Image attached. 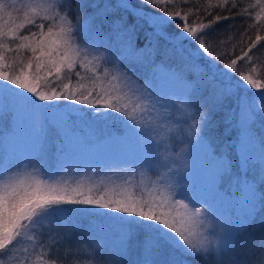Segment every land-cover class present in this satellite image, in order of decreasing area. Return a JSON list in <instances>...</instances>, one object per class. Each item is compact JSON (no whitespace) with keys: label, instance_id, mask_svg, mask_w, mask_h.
<instances>
[{"label":"snow or ice","instance_id":"6c2138e0","mask_svg":"<svg viewBox=\"0 0 264 264\" xmlns=\"http://www.w3.org/2000/svg\"><path fill=\"white\" fill-rule=\"evenodd\" d=\"M138 3L141 7L133 6L130 0H116L115 4L104 0L101 7L99 0L90 3L89 0H76L73 8V0H30L21 6L25 8L21 18L13 16L21 10L16 7V0H0V121L12 116L13 121L18 122L27 110L36 116L53 107L68 109L67 105L51 102L72 101L85 107L70 109L67 117L72 111L91 110L97 118H119L129 132L146 136L147 145L151 146L147 161L139 159L132 164L129 178L114 186L103 182L88 184L83 180L70 182L61 172L47 171L43 167V145H39L34 157L0 170V264H5L6 259L15 264H72L74 260L78 264L82 261L98 264L96 258L99 256L103 260L105 250L110 256L119 258L118 264H128L127 257L134 252L138 253L135 264H182L176 258L177 252L201 264H246L243 258L231 253L257 214L264 211V139L261 140L259 163L247 158L243 163L238 160L245 182L255 185L252 194L237 184L236 205L226 214L216 213L203 201L193 203V196L181 195L182 189L176 190L179 183L171 182L179 172L171 166L175 160L167 162L160 152L161 147L167 152V146L156 139V146L152 148L154 137H161L167 122L174 119L172 113L163 115L168 103L156 94L155 81L151 85L147 80L140 83L130 68L123 67V61H119L122 67L116 68L117 61L109 60L105 53L93 54L99 52L102 44L97 45L94 40L87 46L77 43L78 35L84 38L79 13L86 7L93 8L95 11L88 19L97 35L107 25L109 32L124 33L129 46L138 51L149 50L154 64L156 57H160L164 67L177 69L180 79L186 81L190 89L183 107L194 108L199 113L195 124L190 126L189 140L193 135L198 140L204 139V129L211 120L212 111H202L205 102L219 107L240 87L264 89V85L238 71V61L241 64L245 59L251 61L250 53L257 47L256 41L264 37L257 35L245 46L242 34L240 55L235 52L229 55L221 50L219 42L209 39V31H204L229 16L217 14L209 23L199 22L193 26L190 16L200 19L199 5L178 7L176 0H138ZM145 5L160 14L145 12L142 7ZM218 6L228 12L233 7L238 8L236 14L241 16L247 11L240 6L239 0H231L230 5L229 0H220ZM117 10L126 15L117 17ZM260 11L264 12V5ZM73 12L76 13V26ZM127 14L146 22L153 30L145 34L142 48L136 43V25L128 23ZM26 27L27 34H21ZM169 27L177 31L169 33ZM161 39L165 41L163 48L159 43ZM102 62L112 63L115 70L101 68ZM73 78L75 88L70 83ZM86 80L90 86L85 85ZM254 95L264 100V90ZM196 96L204 97L199 104L194 102ZM237 107L246 113L248 129L254 123L250 117L264 112V104L249 101L246 94L238 98ZM65 135L68 139L67 132ZM168 139L175 146L176 136ZM221 168L220 180L224 181L232 174L231 160ZM252 169H258V174L249 176ZM137 170H141V176L151 173L154 179L149 177L148 183L141 179L139 185H133L130 178ZM220 187L223 189L224 184ZM227 195L231 197L232 194ZM85 216L108 222L106 227L113 236L111 243L105 240L94 245L99 230L89 228L83 240L76 241L73 246V237L80 231L76 222ZM259 245L264 248V237ZM61 246L65 250L64 259L57 255ZM85 248L90 251L81 252ZM30 254H35V261Z\"/></svg>","mask_w":264,"mask_h":264},{"label":"rangeland","instance_id":"374dc122","mask_svg":"<svg viewBox=\"0 0 264 264\" xmlns=\"http://www.w3.org/2000/svg\"><path fill=\"white\" fill-rule=\"evenodd\" d=\"M29 2L30 0H16V7L20 8L21 10L18 13L14 12L13 16H19L22 18L25 8L21 6L26 5ZM90 2L91 0H89V3ZM111 2H114L115 4L116 0H111ZM99 3L102 7L104 0H99ZM94 11L95 10L91 7H86L81 10L79 13V16L81 17L79 23L82 25L81 30H88L89 24L91 23V20L88 18L92 16ZM73 16L76 18L75 12ZM142 23L148 25L144 21H142ZM45 29H47V23ZM32 30L36 31L37 29L33 28ZM27 32L28 27H26L21 32V34H27ZM120 34L122 36L121 42L124 45L125 34ZM125 50L127 55H130V52L132 53V49L129 47V45ZM98 53L99 52H95L93 54L98 55ZM134 55L135 54L132 53V56ZM108 58L109 60H112L110 56H108ZM123 60L126 62V64H128L127 68H130L135 73V76L138 78L140 83H143L145 80H147L151 85L152 82L155 81L156 94L160 95L164 101L168 103V107L166 110H164L163 115L167 116L169 113H172L174 116V119H170L167 122L165 131L162 133L161 137H154L152 148H155L156 146V139H159L163 145L167 146V152L164 151V147L160 148V152L163 157L167 158V162L171 163L173 160H175V163L171 165L174 170L179 169L178 175L173 181H171L172 183H175V181L179 183L176 185V190L180 191L182 189L181 195L183 196H193V203L203 201L207 203L216 213L221 215L226 214L230 208L236 205V196L239 189L237 187L238 180L235 178V176L238 174H234V170L238 165V160L234 159V161H231L232 174L224 178V188L221 189V166L225 164V160L227 163L230 159L225 155V153L223 154L221 152L218 154L220 151H218L217 154L212 153L209 143H211V140H216V129L215 131H212V129H204V139L198 140V137L194 135L191 136L190 140L187 138L192 130L190 126L195 124V119H197L199 116V113H196L194 108L183 107V102L188 97L187 92L189 91V88L185 87V84L178 78H176V82L170 77L169 74L162 72L160 68L158 69L157 67L161 65L160 61H158L157 67H145L140 64L133 63V61L129 58H124ZM8 62L11 63L12 61L9 60ZM109 64H111L109 69H113L112 63L103 62L101 64V68H104V65ZM118 67L119 65L116 63V68ZM140 68L145 72L144 80L139 79ZM25 70H27L26 62ZM258 84L261 85L259 82ZM135 86L138 87V84H135ZM72 87L74 88L75 86L73 85ZM249 89L250 86L243 89L245 94H248V91L253 92L254 90H257ZM236 94L237 91L232 96L235 97ZM248 96L251 95L249 94L247 97ZM248 100L251 101L250 99ZM256 101L260 102L261 99L257 97ZM194 102L199 104L201 101L194 100ZM51 103L54 105H67L68 109H79L82 107L81 105L74 104L72 101H54ZM209 105H212L211 102H205L202 111L212 109L210 113L212 116L214 114V108L213 106ZM228 108H231L232 112L230 115H228L225 125L227 126L228 133H234L236 138L235 149L239 151V160L241 159V163H243L246 158L251 159L255 150L261 145V141L256 135L259 132L252 133V125L251 128L248 129L245 123L246 113L242 112L241 109L237 107V100H232L231 103H228ZM63 109L65 108L56 107V110L51 108L48 112L38 114L36 116L31 114V110H27L24 112L18 122H14L12 116H9V121L6 120L4 123H1L0 170H3V168L6 166H11L22 160H27L34 157L38 152L39 145H43L44 149L48 151L47 158H50L49 160H45V163L43 164L46 170L49 172H61L64 178L70 182L83 180L88 184H98L103 182L104 184L114 186L115 184L122 183L125 178L128 179V175H125L123 172L118 173V180L115 182H110L105 175L96 176L95 174L97 170L101 169V166H97L96 155L98 153L105 154V152H108L105 148V146L108 144V141L100 139V136L107 131V125L105 126L104 123L98 122L103 118H97L93 116L90 110H88L89 113L73 111L74 114H77L78 119L72 116L67 117L65 112L62 111ZM258 115H260L262 119V112H257L253 117H250V119H255ZM80 116L84 117L85 121L81 122ZM155 118L159 119L160 117L156 116ZM110 120L111 119H106V121ZM123 124V127L128 129L124 122ZM181 128H183V132H180ZM66 132L68 133V139L65 135ZM127 135L129 138L123 139L125 142L124 145L128 147L127 141H129V144L134 145L133 148H130L132 146L129 147L130 154L132 153L136 160L144 159L147 161L151 147L150 145H147V143H149L147 137L142 136L143 142L141 145H138L131 136L130 132ZM172 135L176 136L175 146H173V142L168 139V137ZM134 136L140 137L141 134ZM180 140H183L184 142L180 143ZM218 142L219 141H213L211 144L216 147ZM62 144H64L63 152L61 151ZM138 146L142 147V153H140ZM225 149L228 150V148ZM134 158L128 156L127 163L129 168L132 164L137 162ZM35 163L38 164L39 162L37 161ZM103 166H107L106 162H104ZM208 168L211 170L209 171ZM29 170H31V166L29 167ZM161 171L163 172L165 170L161 169ZM136 176H140V178L138 179ZM149 177L154 179L151 173L145 172V174L141 176V174L137 171V174L130 179L133 185H139L141 179H144L145 183H148ZM239 185L240 188L244 189L249 195L252 194V192H250L252 188L251 186L245 184L244 182ZM234 190L238 191L229 197L227 195L228 191L231 192ZM196 206L201 207L202 205L196 204ZM99 211L102 212L103 210ZM99 224L100 223L97 225ZM97 225H94L93 222L92 226L89 225L87 227L84 224L82 225L76 223L77 229L80 230L77 231L80 235L79 238L83 239V236L87 234V230L89 228H97L99 230V238L93 240V244H102L105 240L111 243L113 239L112 231L106 227V229L104 228L103 230ZM260 238H262V236ZM251 244V249H253L254 245H256L255 235H251L250 238L246 236L239 238L237 244L232 249L231 255L237 258H243L246 261V264H264V248H261L258 243L257 246L260 248V250H257L255 253L254 251L250 252L248 251V246ZM29 247L31 246L29 245ZM62 253L63 255L65 254L63 246ZM175 255L178 262H182V264H201L199 260L193 259L192 257L181 256L178 252L175 253ZM137 257L138 253H132L129 257H127L128 264H135ZM118 260V257L110 256L107 250L103 251V260H100V257L97 256L98 264H104V262H107V264H118ZM5 264H15V261L6 259ZM83 264H89V262L87 261Z\"/></svg>","mask_w":264,"mask_h":264},{"label":"trees","instance_id":"16d2710c","mask_svg":"<svg viewBox=\"0 0 264 264\" xmlns=\"http://www.w3.org/2000/svg\"><path fill=\"white\" fill-rule=\"evenodd\" d=\"M130 2L135 7H141L138 3V0H130ZM239 2H240L241 7L247 9L246 14L243 16L236 14L238 11V8L233 7L231 8V12H228L225 8L219 7L218 5L220 3V0H176L178 7H182V5H189V6L199 5L200 6V19L197 20L195 16H190V22L193 23V26H196L199 22L209 23L210 21L213 20V18L217 14L221 16H229L230 17L229 19H221L216 24L212 25L211 28L205 29L204 31H209L211 33V36L209 37V39L212 41L219 42V46L221 50L227 51L229 55L235 52L237 56L240 55L239 47L241 45L242 34H244L243 44L245 46H247L249 41H254L257 35L264 37V12L260 11V7L261 5H264V1L260 0L259 4L257 3V0H239ZM230 4H231V0H229V5ZM75 5H76V0H73V8ZM209 5H212V7H209ZM142 7L144 8L145 12L157 14V15L160 14L156 12L154 9L146 5ZM115 15L119 17V16L126 15V13L123 12L122 10H117ZM127 15H128V23L136 25V32H137L136 43L142 48V46L145 43V39H146L145 34L152 33L153 30L149 28L148 25L143 24L142 21H137L130 14H127ZM74 17L75 16H73V24L74 26H76L77 19ZM98 25H99V21H96V26ZM46 30L47 29H45V31ZM81 31L83 33L84 38H81L78 35L77 43L82 46H87L91 41L94 40L97 45L102 44L103 46L99 48V53L100 52L105 53V55L110 56L112 60H116L117 64L119 65L118 68L122 67L119 61H123V67H127L128 64H126V62L123 60L124 58L125 59L129 58L130 60L133 61V63H137L145 67H150V66L157 67L158 66V61H160V57H156V63L154 64L152 62L151 56L149 55V50L147 49L138 51L136 50V48L129 46L132 49V53H134L135 55L132 56L131 52H130V55H127L125 49L129 44H128L126 35H124V45H123L121 42L122 41L121 34H115L114 32H109L107 25L104 26V31L99 33V35H97L95 27L92 26L91 23L89 24L87 31H83V30ZM168 31L174 33L175 31H177V29H175L174 27H169ZM159 43H160L161 48H163L165 41L161 39ZM256 45L257 47L253 49L252 52L250 53V55L252 56L251 61L245 59L242 64L238 61V71H243L244 74L249 75L252 79L258 81L261 85H264V40L256 41ZM122 47H124L125 49ZM109 51H110V55H109ZM104 67L110 68L111 64L104 65ZM157 68L158 69L160 68L162 72L169 74L170 77L173 78L175 81H176V78H178L185 84L184 85L185 87H188L187 82L180 79V74L175 67L168 68V67H164V65L161 64ZM81 74L84 75L83 70H81ZM88 75H90V73ZM144 75H145V72L140 68L139 79L144 80ZM207 75L208 73H205V77H207ZM65 82H69V81H65ZM70 83L72 86L73 85L75 87L77 86L75 78H73L70 81ZM85 85L90 86L87 80L85 81ZM243 89L244 87H240L238 90H236L237 94L235 97L230 96L228 99L224 101L222 105H220L219 107H216V108L222 109L220 113H218L215 110V107L213 105H209V106H213L214 114L211 116V120L207 123V126L208 124L210 126L208 127V130L211 128L212 131H215L216 129L215 134L218 137L217 141H219L216 147H214V145H212L211 143H209V146L211 150H213L214 153L215 152L218 153V151L222 152L223 154L225 153V155L229 157L231 161H234V159L239 160V155H238L239 151L235 149L236 138L234 136V133L233 134L228 133L227 126L225 125L228 115H230L232 112L231 108H228V103H231L232 100H238V98L241 95H244L245 92ZM256 92L257 90L253 92L248 91V94L252 93L251 96L253 97L254 101H256V98L258 97L254 95ZM187 93L189 95L190 89ZM207 95L208 93L205 92L204 96H207ZM203 98H204L203 96H196L194 100L202 101ZM257 103L264 104V100H261L260 102H257ZM84 107L85 106H82L80 108H84ZM53 108L56 110V107H53ZM69 110L70 109H63L62 111H64L65 114H67ZM84 112L89 113L88 110ZM113 115H116V114H113ZM70 116L77 118V114L76 113L74 114L73 111L71 112ZM80 120L81 122L85 121L84 117L82 116H80ZM261 120H262V126L260 130L257 125L251 124L253 127V129H251L252 132H255V130L259 131V133L256 135L258 136L260 141L264 139V112H262ZM4 122L5 121H0V124ZM98 122L104 123L105 126L107 125V128H106L107 131L103 135L100 136V139L108 141V144L105 146V148L107 149L109 153L108 152H105V154L98 153L96 155L97 156V166H101V169L97 170L95 174L96 176L105 175L107 176L110 182L111 181L115 182L118 180L117 176L119 175L118 174L119 172H123L125 175H128V172L131 170V168H129L128 166L127 158L128 156H130L131 158L132 157L134 158V155L132 153L130 154L129 152V147L132 146L130 148H133L134 145L129 144V141H127L128 147L124 145L125 142L123 141V139L129 138L127 135L129 133L128 131L129 129H125L123 127L124 124L121 119L117 118V119H111L110 121H106V119L103 118L102 120ZM130 134L135 140L136 144L138 145L142 144L143 142L142 136H144L143 134H141L140 137H135L134 135H137V134L134 132H130ZM138 148H139L140 153H142V150H143L142 147L138 146ZM225 148H228V150H226ZM47 155H48V151L45 150L44 157H43L44 161L50 159V158H47ZM96 156H95V162H96ZM251 159L256 163H259L261 161V145L259 146V148L255 150L254 155ZM136 161H138V159ZM104 162H106L107 164L106 167L103 166ZM240 162H241V159H240ZM137 171L140 173L141 170H137ZM235 173L238 174L235 176V178L238 180L237 183L241 184L244 182L245 184L252 187L250 192H253L255 185L245 182V176L243 173H240L239 164L235 167L234 174ZM253 174H258V169H252L248 173L249 176H252ZM136 178L139 179L140 176H136ZM222 183H224V181H222ZM237 191L238 190L231 191V194L233 195ZM263 213L264 211H261L257 214L256 219L249 226L244 236H242V237L246 236L250 238L251 235H255L256 245H254L253 249H251L252 244L248 246V251L250 252L254 251L255 253L257 250H260V248L257 245L259 241L261 240L260 237L261 236L264 237ZM93 222H94V225H97L98 223H100L97 226H100L101 229L103 230L106 227V224L108 223L106 220H103L102 222L101 218L87 217V216L80 218L76 223L82 224V225L84 224L85 226L88 227L89 225L92 226ZM79 237L80 235L77 232L72 240L73 246H75L76 241L83 240ZM85 250L90 251V249L85 248V249H81V252ZM57 255H59L61 259H64L65 254L63 255L62 253V246L60 247ZM31 256H32V261H35V254ZM85 262L87 261H82V264ZM76 263L78 262L75 260L72 262V264H76Z\"/></svg>","mask_w":264,"mask_h":264}]
</instances>
